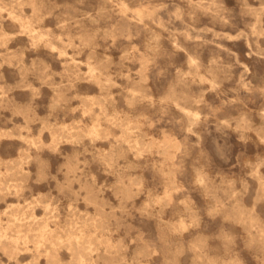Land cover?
Segmentation results:
<instances>
[{
    "label": "rangeland",
    "instance_id": "rangeland-1",
    "mask_svg": "<svg viewBox=\"0 0 264 264\" xmlns=\"http://www.w3.org/2000/svg\"><path fill=\"white\" fill-rule=\"evenodd\" d=\"M78 243L264 264V0H0V264Z\"/></svg>",
    "mask_w": 264,
    "mask_h": 264
},
{
    "label": "bare ground",
    "instance_id": "bare-ground-1",
    "mask_svg": "<svg viewBox=\"0 0 264 264\" xmlns=\"http://www.w3.org/2000/svg\"><path fill=\"white\" fill-rule=\"evenodd\" d=\"M143 149V148H142ZM56 217H57V215H55ZM56 221V220H55ZM54 221V222H55ZM13 223V222H12ZM27 223V222H26ZM34 223H37V222H34ZM34 223H28V224H20V225H18V224H16V223H14V225H15V229H14V225H10L9 226V229H14V230H16V231H18L19 233H21L22 231H35V230H37V229H39L40 231H49V229H48V227H49V225L47 224V223H43L44 225H41V224H39L37 227H35L34 228V225H36V224H34ZM56 223V222H55ZM67 226V225H66ZM50 228H52V227H50ZM57 229V228H56ZM42 233V232H41ZM50 234H51V231H50ZM47 235V237H48V234H46ZM37 236V235H36ZM52 236V235H51ZM51 236H49V237H51ZM68 236V235H67ZM70 236V235H69ZM22 237V236H21ZM52 238H54L53 236H52ZM62 238V237H61ZM48 239H50V238H48ZM53 240V239H52ZM86 240V239H85ZM17 241H19V238L17 239ZM48 241V240H47ZM47 241H45V244H46V242ZM42 242V241H41ZM52 242V241H51ZM54 242V241H53ZM75 242V241H74ZM55 244V243H54ZM78 249L76 250V254H75V261L77 262V264L79 263V262H82V261H84L85 260V258H86V255H85V253H84V251L86 250V248H85V250H84V247L83 246H81L80 245V243H78ZM45 246V245H44ZM47 246H48V244H47ZM71 246V245H70ZM72 246H75V245H72ZM85 246V245H84ZM46 247V246H45ZM75 247H77V246H75ZM57 248H58V246H57ZM89 248V247H88ZM40 252V251H39ZM46 254H47V261L48 262H50L51 264H59L60 263V258H59V256L56 254V250H50V251H47V249H46ZM74 256V255H73ZM62 262V261H61ZM75 263V262H74ZM64 264V263H63Z\"/></svg>",
    "mask_w": 264,
    "mask_h": 264
}]
</instances>
